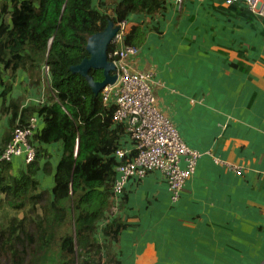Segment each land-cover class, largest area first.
I'll use <instances>...</instances> for the list:
<instances>
[{"label": "crops", "instance_id": "crops-1", "mask_svg": "<svg viewBox=\"0 0 264 264\" xmlns=\"http://www.w3.org/2000/svg\"><path fill=\"white\" fill-rule=\"evenodd\" d=\"M126 22L127 34L139 25L145 35L127 64L152 74L158 108L200 156L176 201L159 171L126 182L112 218L121 222L117 238L98 228L100 264H114L107 254L118 264H264V14L212 0H163L158 13H132ZM17 77L30 81L24 71ZM11 83L6 105L17 87L27 96L21 108L37 104L33 84ZM36 117L35 134L44 126ZM34 135L36 179L50 192L63 145ZM22 159H12V174L25 169Z\"/></svg>", "mask_w": 264, "mask_h": 264}, {"label": "trees", "instance_id": "trees-1", "mask_svg": "<svg viewBox=\"0 0 264 264\" xmlns=\"http://www.w3.org/2000/svg\"><path fill=\"white\" fill-rule=\"evenodd\" d=\"M97 3L0 0V96L11 90L19 71L39 85L43 64L49 69L52 92L42 104L21 108L17 97L2 106L9 117L1 148L16 124L25 126L33 115L44 121L34 138L63 145L50 192L40 189L36 179L38 147L35 159L18 176L11 172L12 160H0V264H100L98 228L110 241L121 228L116 218L102 227L100 222L110 208L111 185L121 162L115 151L125 146L126 126L113 120V109L102 103L100 93L92 92L85 77L69 68L89 56L88 37L104 30L109 21L118 23L132 13L154 15L163 0ZM144 40L139 25L125 36L126 44L137 47ZM112 49L109 44L107 53ZM88 73L96 81L102 79L99 69Z\"/></svg>", "mask_w": 264, "mask_h": 264}, {"label": "built area", "instance_id": "built-area-1", "mask_svg": "<svg viewBox=\"0 0 264 264\" xmlns=\"http://www.w3.org/2000/svg\"><path fill=\"white\" fill-rule=\"evenodd\" d=\"M181 4L182 0H176ZM220 6H239L251 13L264 14V0H212ZM119 29L114 35L112 51L108 60L114 64L112 74L116 80L105 85L101 91L102 103L113 109V120L124 123L127 138L133 142V148L122 146L115 153L121 162L116 166V177L111 185L110 208L102 224L109 222L119 208V195L130 178L141 179L152 171H159L165 179L170 199L176 201L184 189L186 180L195 169L200 153L189 148L180 137L172 121L158 108L149 72L132 71L126 60L137 55L139 48L125 43L127 35L126 20L117 23ZM49 72L46 64L42 71ZM38 99L37 103H44ZM36 115L29 117L25 126L16 124L10 141L4 146L0 160L11 161L22 156L25 164L35 159L36 149L32 137L36 128ZM35 136V135H34ZM182 159L185 165L182 167ZM237 174L240 167L226 163Z\"/></svg>", "mask_w": 264, "mask_h": 264}, {"label": "water", "instance_id": "water-1", "mask_svg": "<svg viewBox=\"0 0 264 264\" xmlns=\"http://www.w3.org/2000/svg\"><path fill=\"white\" fill-rule=\"evenodd\" d=\"M118 29L117 24L109 21L104 30L89 36L85 46L89 56L69 68L71 72L85 77L95 95L99 94L105 85L112 84L116 80V76L112 74L114 64L108 60L107 48ZM90 69L101 70L102 79L94 80L88 73Z\"/></svg>", "mask_w": 264, "mask_h": 264}, {"label": "rangeland", "instance_id": "rangeland-1", "mask_svg": "<svg viewBox=\"0 0 264 264\" xmlns=\"http://www.w3.org/2000/svg\"><path fill=\"white\" fill-rule=\"evenodd\" d=\"M30 79L31 80L28 82L27 80L21 79L20 77H17L16 76V78L14 80H12V82L17 81V85L18 84L19 85L25 84L26 86L27 85L29 86V85L33 84V86H29V89H30V92H31V95H32L31 98L32 99H36V101H37V99H44V100H46V97L48 99V97H49L48 94L50 93V89L48 88V85L50 83V75H49V72L47 73L44 70V71H42V74L40 73V79H41L40 84H41V86H38V84L34 83V81H33L34 79H32L31 77H30ZM34 84L37 85V86H34ZM22 87H24V86H22ZM19 88L20 87H17L16 88V90L14 92V95L16 96V94H17V96L19 97L20 102H21V100H25L27 98V96L25 95L26 94V91H25V94H22V95H21L20 92L17 93V90ZM20 90H21V88H20ZM1 91L2 90H1V86H0V92ZM3 105L6 106V103L3 101V96L2 97L0 96V131L4 127L5 124L7 125V117H8V114H7L8 111H6L5 113H2V110L1 109H2V106ZM101 223H102V220H101Z\"/></svg>", "mask_w": 264, "mask_h": 264}, {"label": "clouds", "instance_id": "clouds-1", "mask_svg": "<svg viewBox=\"0 0 264 264\" xmlns=\"http://www.w3.org/2000/svg\"><path fill=\"white\" fill-rule=\"evenodd\" d=\"M115 24H117V23H115ZM37 104H39V103H37ZM110 203H111V202H110ZM110 205H111V204H110ZM108 212H109V210L107 211V214H108ZM107 214H106V215H107ZM105 217H106V216H105ZM105 217H104V218H105ZM102 220H103V219H102ZM101 224H102V223H101ZM102 225H103V224H102Z\"/></svg>", "mask_w": 264, "mask_h": 264}]
</instances>
